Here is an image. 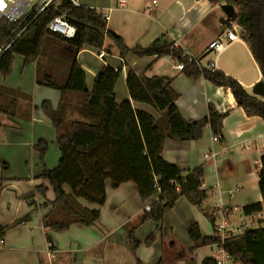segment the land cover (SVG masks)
Returning a JSON list of instances; mask_svg holds the SVG:
<instances>
[{
  "label": "crops",
  "instance_id": "obj_1",
  "mask_svg": "<svg viewBox=\"0 0 264 264\" xmlns=\"http://www.w3.org/2000/svg\"><path fill=\"white\" fill-rule=\"evenodd\" d=\"M73 1L75 6L95 9L107 17V29L118 35L128 48L146 47L165 35L199 67L208 69L212 64L211 70H218L236 80L248 95L263 98L254 90L256 85L264 84L259 67L239 30V40L218 53L208 47L213 40L225 38L224 31L229 25L223 23L225 16L220 5L207 0ZM107 45H110L108 39L105 40ZM100 52L103 57L98 58ZM75 58L85 74L86 92L92 89L94 78L104 68L120 67L113 88L117 104L129 100L125 80L128 71L132 70L146 78L159 76L170 80L171 88L178 95L175 106L184 120L204 118L209 106L224 115L221 140L213 141L208 127L203 129L198 140L181 142L165 138L161 157L175 165L183 175L202 168L201 190L206 197L200 207L216 209V213L227 212L231 234L243 233L242 217L252 220L259 216L257 222L262 223L264 212L245 216L241 209L251 203H261L257 175L260 157L264 153V124L258 116H246L228 88L215 86L201 77L194 79L185 75L169 56L137 58L127 53L120 58L115 47L106 51L85 46ZM14 61L11 74L4 79L0 76L1 86L21 93L7 94L15 100L10 103L9 113L12 115L0 112V226L20 222L1 236L4 244L0 246V264H201L207 258L220 259L222 249L217 245L194 249L187 228L196 224L203 237H213L215 228L184 198H179L159 223L146 221L138 224L140 215L157 195L141 202L132 182L116 188H112L109 181L105 182V202L99 207V219L93 226L74 224L63 232L43 230L42 219L50 209L47 203L53 201V192L48 182L38 175L43 168L54 169L60 154L55 130L39 105L45 100L55 110L59 92L35 83L34 63L23 65L22 57L18 58L17 65ZM46 71L51 75L50 70ZM3 101L6 100L0 99L1 104ZM131 106L154 119L159 116L146 104L131 101ZM72 118L76 116L67 117ZM38 141L49 144L43 163L33 149ZM206 154L214 156L204 161ZM49 158L54 159L51 164ZM1 165L6 169L2 171ZM36 187L42 188L44 199L35 193ZM64 191L69 192L67 187ZM31 193L34 194L27 198ZM79 203L87 209L96 208L94 204ZM237 216L239 223L231 227L230 219ZM239 225L243 228L238 229ZM131 231L139 243L134 251L127 238ZM150 235L154 242L145 246Z\"/></svg>",
  "mask_w": 264,
  "mask_h": 264
},
{
  "label": "trees",
  "instance_id": "obj_2",
  "mask_svg": "<svg viewBox=\"0 0 264 264\" xmlns=\"http://www.w3.org/2000/svg\"><path fill=\"white\" fill-rule=\"evenodd\" d=\"M207 1L233 8L231 22L239 27L240 36L247 43L264 82V0ZM56 17H63L74 27L72 38H64L47 29L48 23ZM23 20H0V76L4 79L11 74L14 57L19 56L23 58V65L35 64L34 81L37 85L59 92L55 110L45 100L39 105L55 130L60 154L54 169L43 168L38 175V178L48 182L53 192V201L47 203L50 209L42 219L43 230L63 232L74 224L93 226L99 219V207L105 202L106 181L110 182L112 188L132 182L141 202L157 195L148 205V211L140 215L138 224L146 221L159 223L177 200L184 198L214 226L215 210L200 207L206 197L201 190L202 168L183 175L175 165L162 159L161 150L165 138L181 142L198 140L205 127L210 129L212 137L221 140L224 115L209 106L204 118L198 121L184 120L175 106L178 95L171 88L170 80L159 76L146 78L132 70L128 71L125 80L129 100L117 104L113 88L120 67L104 68L94 78L92 89L86 92L85 74L76 62V54L87 46L106 51L115 47L120 58L127 53L137 58L169 56L176 63L183 64L185 75L194 79L201 77L215 86L228 88L245 115L258 116L263 124L264 96L262 99L252 97L236 80L224 73L188 62L183 50L165 35L146 47L130 49L118 35L107 29L101 13L92 8L75 6L69 0L49 4L21 25ZM106 39L110 45L105 46ZM46 70H50L51 75ZM54 72L55 77H52ZM8 93H21L0 85V99L6 100L0 103V112L10 116L13 114L9 113L10 103L15 100ZM131 101L150 106L159 114L158 118L134 110ZM73 114L76 118L67 119ZM33 149L43 163L47 144L38 141ZM5 169L6 166L1 165V170ZM257 178L261 203L243 206L241 212L245 216L264 212V153L260 157ZM64 187L68 188V193ZM35 193L44 197L41 187H36ZM79 201L94 204L96 208L87 209ZM17 222L20 221L0 226V238L5 230ZM187 235L194 249L217 245L230 256L233 264H264V228L231 234L222 243L218 237L201 236L196 224L187 228ZM127 238L134 251L139 243L132 231ZM46 239L50 241L48 236ZM153 242L154 237L150 235L145 246ZM201 264H216V261L207 258Z\"/></svg>",
  "mask_w": 264,
  "mask_h": 264
},
{
  "label": "built area",
  "instance_id": "obj_3",
  "mask_svg": "<svg viewBox=\"0 0 264 264\" xmlns=\"http://www.w3.org/2000/svg\"><path fill=\"white\" fill-rule=\"evenodd\" d=\"M58 0H39L38 3L31 7L30 14L28 17L23 20L22 24H25L26 21H28L31 17L34 15H37L39 12H41L46 6L49 4L55 3ZM73 5L75 2L73 0H69ZM120 4H123V2H120ZM29 5V0H0V20L1 19H7L10 22H15L21 18H23L24 12L26 10V7ZM105 21L107 20V17L104 16ZM47 29L53 33L59 34L63 36L64 38H72L75 32V29L72 25H70L68 22L65 21L63 17H56L52 21H50L47 25ZM239 30V27L235 25L234 23H229L228 27L225 29L224 39H217L213 40L209 44V49L214 52L218 53L225 47H227L229 44L238 41L239 36L237 34V31ZM98 58L103 57V53L100 52L98 55ZM188 62L193 63L195 66H198L197 63L188 58ZM199 67V66H198ZM213 67L212 64L208 65V69L211 70ZM176 68L180 71L183 70V64L177 63ZM213 141H217L216 138H212ZM214 155H204V161H208L210 158H213ZM217 187V184L214 185ZM214 213V217L216 218V224L214 223L215 228V237H218L220 243L225 239V237L231 235L229 232V224L227 222V212L221 211L219 213H216V209ZM145 211H148V206L145 208ZM243 228V225H239L238 229ZM4 244V241L0 238V246ZM216 264H233L232 260L229 255H227L223 250L221 252L220 259L216 260Z\"/></svg>",
  "mask_w": 264,
  "mask_h": 264
},
{
  "label": "rangeland",
  "instance_id": "obj_4",
  "mask_svg": "<svg viewBox=\"0 0 264 264\" xmlns=\"http://www.w3.org/2000/svg\"><path fill=\"white\" fill-rule=\"evenodd\" d=\"M38 1L39 0H29V5L26 7V10H25L24 15H23V19L24 20L30 14V11H31L30 8L35 6L38 3ZM15 57H16V59L14 61V64L17 65V61H18L19 56H15ZM48 147H49V144H47V150H48ZM51 161L53 162L54 159L53 158H49L48 163L51 164ZM42 199H44V197H42ZM207 199H209V197H207ZM242 219L244 221L243 224L245 225V229H243V231H242L243 233L251 231L253 229H257L259 226H261L262 228L264 227V214L262 216V223L261 224H259V222H257L259 220V216L253 217L252 220L249 219V218H246V217H242ZM237 220H238V216L237 217H233V218L230 219L231 227H234L236 224L239 223V222H237Z\"/></svg>",
  "mask_w": 264,
  "mask_h": 264
},
{
  "label": "water",
  "instance_id": "obj_5",
  "mask_svg": "<svg viewBox=\"0 0 264 264\" xmlns=\"http://www.w3.org/2000/svg\"><path fill=\"white\" fill-rule=\"evenodd\" d=\"M220 10L222 11L223 15L225 16V19L223 20L224 24H229L234 16V10L231 6L222 4L220 5ZM257 93V95L264 96V84L260 83L256 85L254 89Z\"/></svg>",
  "mask_w": 264,
  "mask_h": 264
}]
</instances>
